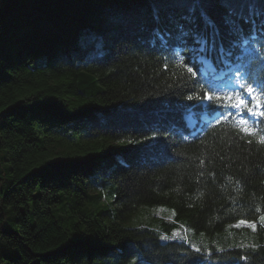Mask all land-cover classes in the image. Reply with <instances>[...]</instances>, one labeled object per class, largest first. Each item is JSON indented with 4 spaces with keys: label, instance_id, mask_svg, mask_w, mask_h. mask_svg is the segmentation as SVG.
I'll return each mask as SVG.
<instances>
[{
    "label": "trees",
    "instance_id": "obj_1",
    "mask_svg": "<svg viewBox=\"0 0 264 264\" xmlns=\"http://www.w3.org/2000/svg\"><path fill=\"white\" fill-rule=\"evenodd\" d=\"M155 7L0 0V264H188L194 248L174 230L227 227L245 229L252 243L201 249L202 262L249 255L247 264H264V123L217 121L195 99L204 84L249 81L229 83L213 53L210 68L196 65L204 71L195 84L181 53L153 33ZM241 24L251 43L230 47L225 37L226 53L264 58V24ZM84 33L104 38L106 58L85 62ZM157 125L173 129L170 146L160 139L147 151L138 141ZM153 205L173 211L157 215L159 225H123ZM241 220L255 221V231L236 227Z\"/></svg>",
    "mask_w": 264,
    "mask_h": 264
},
{
    "label": "snow or ice",
    "instance_id": "obj_2",
    "mask_svg": "<svg viewBox=\"0 0 264 264\" xmlns=\"http://www.w3.org/2000/svg\"><path fill=\"white\" fill-rule=\"evenodd\" d=\"M152 3L156 6L153 14L156 26L152 29L153 33L168 45L169 52L175 48L181 53L177 63L183 65L191 74L195 84L202 83L197 79V73L204 71L196 65H207L209 61L206 56L213 53H218L221 63L225 65L229 83L233 79L237 82L249 81L247 86L238 83L237 87L231 90L208 89L204 84V95L201 97L197 93L195 99L209 106L210 111L218 113L217 121L221 118L235 119L242 125L257 127L264 123V58L242 60L237 57L233 60L232 52L229 50L226 53L224 43L225 37L229 38L230 47H236L241 37H244L246 44L251 43L248 39L251 32L245 35L241 22L254 26L259 19L260 23L264 24V19H261L264 18V0H152ZM161 12L164 15H161ZM79 47L85 56V62L106 58L108 55L104 38L94 33L82 34ZM261 47L264 48V45ZM193 99V95L187 96L188 101ZM241 131L248 133L250 129L243 128ZM172 134L173 129L157 125L151 130V135H143L138 143L147 151H151L155 142L160 139L166 141V146H170L167 145V140ZM145 141L150 142L145 144ZM261 143H264V138ZM259 219L264 221V216ZM241 225H247L253 231L256 229L255 221L241 220L236 227ZM251 247L253 251L256 250L255 245ZM194 253L188 264H202L204 254L201 249L194 248ZM249 259V255H240L236 264H240V261L247 264Z\"/></svg>",
    "mask_w": 264,
    "mask_h": 264
},
{
    "label": "rangeland",
    "instance_id": "obj_3",
    "mask_svg": "<svg viewBox=\"0 0 264 264\" xmlns=\"http://www.w3.org/2000/svg\"><path fill=\"white\" fill-rule=\"evenodd\" d=\"M187 117L190 119V116ZM172 211L171 208L165 205L142 206L127 221L123 222V225L131 226L139 223L159 225L157 215H160V213H168L166 216L170 217ZM240 230L227 227L222 231L209 234L206 232H196L192 229L178 228L173 231L172 237H182V239L185 238L184 240L189 239V244L193 248H200L205 251L211 250L212 248L220 249L226 246L250 245L253 241L252 237L243 234L247 232L245 229L243 231ZM202 264L206 263L202 262Z\"/></svg>",
    "mask_w": 264,
    "mask_h": 264
},
{
    "label": "water",
    "instance_id": "obj_4",
    "mask_svg": "<svg viewBox=\"0 0 264 264\" xmlns=\"http://www.w3.org/2000/svg\"><path fill=\"white\" fill-rule=\"evenodd\" d=\"M0 219H1V213H0Z\"/></svg>",
    "mask_w": 264,
    "mask_h": 264
},
{
    "label": "bare ground",
    "instance_id": "obj_5",
    "mask_svg": "<svg viewBox=\"0 0 264 264\" xmlns=\"http://www.w3.org/2000/svg\"><path fill=\"white\" fill-rule=\"evenodd\" d=\"M257 225V224H256Z\"/></svg>",
    "mask_w": 264,
    "mask_h": 264
}]
</instances>
